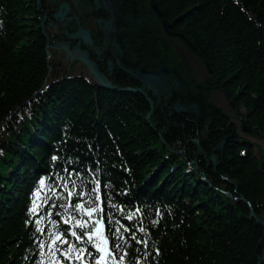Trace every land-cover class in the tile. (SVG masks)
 Returning a JSON list of instances; mask_svg holds the SVG:
<instances>
[{
	"label": "trees",
	"instance_id": "16d2710c",
	"mask_svg": "<svg viewBox=\"0 0 264 264\" xmlns=\"http://www.w3.org/2000/svg\"><path fill=\"white\" fill-rule=\"evenodd\" d=\"M154 1L236 111L244 109L248 136L264 140V0ZM27 6L0 0V264H37L41 236L29 221L31 195L37 176L51 171L48 179L79 175L91 192L98 180L104 203L121 207L113 212L119 232L111 228V244L124 264H264V227L247 218L252 209L264 219V152L229 142L214 168V144L234 125L209 98L196 102L199 117L163 124L166 144L183 150L180 156L162 144L160 126L144 119L149 106L141 94L106 98L81 81L63 82L43 90L28 115L16 111L47 73L46 42L25 20ZM195 138L206 139L197 169ZM53 233L45 243L57 253Z\"/></svg>",
	"mask_w": 264,
	"mask_h": 264
},
{
	"label": "flooded vegetation",
	"instance_id": "af4514ba",
	"mask_svg": "<svg viewBox=\"0 0 264 264\" xmlns=\"http://www.w3.org/2000/svg\"><path fill=\"white\" fill-rule=\"evenodd\" d=\"M27 3L25 20L41 34L43 26L51 46L61 43L71 51L85 53L97 71L119 89L144 91L155 104L153 118L162 121L168 118L173 106L190 107L209 96L215 104L232 110L233 101H228L219 89L218 79L191 45L174 32V25L162 19L154 0H27ZM49 52L52 71L76 72L86 82L93 79L88 68L71 60L64 49ZM159 65L164 84L158 99L137 78L141 69L156 73ZM93 89L102 96L118 94ZM199 115V109L197 112L188 109L184 114L172 113L170 120Z\"/></svg>",
	"mask_w": 264,
	"mask_h": 264
},
{
	"label": "snow or ice",
	"instance_id": "6c2138e0",
	"mask_svg": "<svg viewBox=\"0 0 264 264\" xmlns=\"http://www.w3.org/2000/svg\"><path fill=\"white\" fill-rule=\"evenodd\" d=\"M52 159L55 160L56 157L53 156ZM69 174L71 175V173H69ZM57 178L63 180V187H64L65 191L67 192V196H68V201L65 204L60 205V207L64 209L65 216L72 217L74 219V227L69 228L68 231L70 232L72 237H75V239L77 241L84 242V238L87 237V241H86L87 244L93 245L95 247V249L98 250L99 255L95 256V264H108V258L114 256V254H115L114 248H118L119 245L114 244V248L109 247V240L107 239V237L104 234V228H103L102 220L96 219V217L93 215V214H99L103 211L101 206L99 204H96L94 201L91 204H89L88 206H85L83 201H78L75 203V205H73L71 203V197H72L74 192L78 197L84 196V195H86V193L83 191H76L77 182L75 180L71 181V188H70L69 187V181L67 179H65L63 177H59V176ZM94 182L96 183L97 188L93 189V192H98L100 182L98 180H96ZM39 185H40V188L46 187L45 180L43 178L40 179ZM82 187H83V182H81V188ZM40 188H37L35 190V196L37 198H40V196H41ZM50 190L53 193V195H55L57 197H60L62 195L61 193L56 192L54 187L51 188ZM87 195L89 196V199H91L92 193H87ZM95 199L97 201L100 200V196L97 195L95 197ZM43 202L45 204L48 203V197L47 196L43 197ZM38 204H39V199H34L33 203H32V207L29 209V211L33 212V213L37 212L39 210ZM75 210H81V216L79 219H75V217H74V211ZM84 213H86L90 219L95 220V223L92 225V228L94 230H87L86 225H88L89 221L85 220L83 218ZM41 219H43V218H41ZM129 219H131V216H129ZM39 223H40V221H37V225H39ZM65 223L66 224H72L73 220L66 219ZM75 227H78L82 231L77 232L75 230ZM38 231L43 232L44 229H41L38 227ZM141 231H144V229L141 228ZM51 239H52L53 245H55V243L57 241L67 245V250L64 251L63 255L70 260L71 259L83 260L84 256H85V252H87L88 256L93 255V253L90 250H88L87 248L81 249L76 244L69 243L67 236L62 235V233L59 229H57L53 233V236L51 237ZM73 252H76L78 254L73 255ZM120 259L122 260L123 257H121ZM56 264H60V261H57Z\"/></svg>",
	"mask_w": 264,
	"mask_h": 264
},
{
	"label": "water",
	"instance_id": "95a60500",
	"mask_svg": "<svg viewBox=\"0 0 264 264\" xmlns=\"http://www.w3.org/2000/svg\"><path fill=\"white\" fill-rule=\"evenodd\" d=\"M164 26L167 27L166 24H164ZM41 30H42V36L46 39V44H45V47H46V54L47 56H49V52H48V49H64L65 51H67L68 53V56L72 59V60H78L80 61L84 66H86L90 73L93 75L95 81L97 82V86L101 89H104V90H109V91H117L119 93H134V94H141L145 99H146V102L149 106V110L148 112L146 113V117H145V120L146 121H149L150 118L152 117L153 115V112H154V109H155V105L153 103V101L146 96V93H144L143 91H141L140 89H130V88H126V89H123V90H117L116 88H114L106 79L105 77H103L98 71H97V68L95 67V65L88 59L87 55L83 52H80L79 50H69V48L64 45V44H60V43H56L55 45L53 46H50L49 45V42H48V39H47V35L44 31V28L43 26L41 27ZM75 54V55H74ZM137 80L143 84L145 87H147L148 89H150L155 95L156 97L159 99V90L162 89V86L164 84V79H163V74H162V68L161 66L159 65V70L156 72V73H151V72H145L144 69H141L140 71V74H139V77L137 78ZM199 88H203V89H206L202 86H198ZM31 100V99H29ZM29 102L28 100L25 102L27 103ZM20 107L17 109L19 110ZM192 109L193 110H197V107L196 106H192ZM171 112H174L176 114H181V113H184L185 112V107L184 106H178V105H175L171 108ZM169 112L167 115L168 116H171L172 113ZM176 126V125H175ZM245 132L247 131L246 129L244 130ZM165 134V130L162 129L160 131V137L162 135ZM229 138H236V135H235V131H233L230 135V137H225L224 139H222L217 145L216 147L213 149V152H217L218 150H223L226 142L229 140ZM161 141L165 144L163 138L161 137ZM193 145L196 149V152H195V155L196 156H199V155H202V149L200 147V144H199V140L198 139H195L193 140ZM210 163L213 165L214 168H216L218 165H219V162L216 161V158H215V155L211 156L210 159H209ZM228 198L234 200V198H232L229 194H226ZM241 201H243L241 199ZM248 219L249 220H253L257 225H260V226H263L264 227V221H261L259 218H257L254 214V212L252 211V209L249 210V214H248ZM261 262H264V251L261 255Z\"/></svg>",
	"mask_w": 264,
	"mask_h": 264
},
{
	"label": "rangeland",
	"instance_id": "374dc122",
	"mask_svg": "<svg viewBox=\"0 0 264 264\" xmlns=\"http://www.w3.org/2000/svg\"><path fill=\"white\" fill-rule=\"evenodd\" d=\"M215 101V100H214ZM224 110L228 113V114H232V110H230V108H228L226 105L223 106ZM236 123H238L237 121H235ZM258 145L260 146V148L263 150L264 152V141H260L258 143Z\"/></svg>",
	"mask_w": 264,
	"mask_h": 264
},
{
	"label": "bare ground",
	"instance_id": "6f19581e",
	"mask_svg": "<svg viewBox=\"0 0 264 264\" xmlns=\"http://www.w3.org/2000/svg\"><path fill=\"white\" fill-rule=\"evenodd\" d=\"M232 113H237L235 110H232Z\"/></svg>",
	"mask_w": 264,
	"mask_h": 264
}]
</instances>
